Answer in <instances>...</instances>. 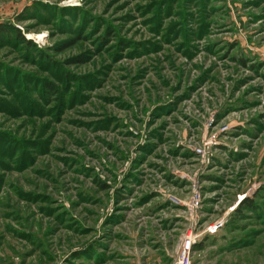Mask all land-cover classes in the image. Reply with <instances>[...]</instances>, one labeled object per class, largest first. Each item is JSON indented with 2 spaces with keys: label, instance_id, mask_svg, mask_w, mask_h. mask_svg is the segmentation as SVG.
I'll list each match as a JSON object with an SVG mask.
<instances>
[{
  "label": "rangeland",
  "instance_id": "374dc122",
  "mask_svg": "<svg viewBox=\"0 0 264 264\" xmlns=\"http://www.w3.org/2000/svg\"><path fill=\"white\" fill-rule=\"evenodd\" d=\"M0 264H264V0H0ZM44 37L41 39L40 37ZM240 213V216L238 214Z\"/></svg>",
  "mask_w": 264,
  "mask_h": 264
},
{
  "label": "built area",
  "instance_id": "2783aa9c",
  "mask_svg": "<svg viewBox=\"0 0 264 264\" xmlns=\"http://www.w3.org/2000/svg\"><path fill=\"white\" fill-rule=\"evenodd\" d=\"M202 205L203 196L198 189H195L187 212L189 227L177 242L172 264H193V254L196 247L201 244L206 237L217 235L228 224V217H231L240 206L239 204L234 207L225 218H222L214 225L202 230L201 217L199 216L203 208Z\"/></svg>",
  "mask_w": 264,
  "mask_h": 264
},
{
  "label": "trees",
  "instance_id": "16d2710c",
  "mask_svg": "<svg viewBox=\"0 0 264 264\" xmlns=\"http://www.w3.org/2000/svg\"><path fill=\"white\" fill-rule=\"evenodd\" d=\"M14 36L15 41L20 44L34 47V43L31 40H27L25 36H23L22 32L19 29H10L7 27L0 26V42H3L5 38L9 39V37ZM249 209L251 211H255L256 205L254 204L253 200H246L240 205L238 212H240L242 209ZM240 216V213L238 214Z\"/></svg>",
  "mask_w": 264,
  "mask_h": 264
},
{
  "label": "crops",
  "instance_id": "0c3cea01",
  "mask_svg": "<svg viewBox=\"0 0 264 264\" xmlns=\"http://www.w3.org/2000/svg\"><path fill=\"white\" fill-rule=\"evenodd\" d=\"M211 237H213V236H208V237H206L203 241L206 242V240H207L208 238H211ZM215 237H216V236H215ZM200 247H202V244H199L196 248H200Z\"/></svg>",
  "mask_w": 264,
  "mask_h": 264
},
{
  "label": "bare ground",
  "instance_id": "6f19581e",
  "mask_svg": "<svg viewBox=\"0 0 264 264\" xmlns=\"http://www.w3.org/2000/svg\"><path fill=\"white\" fill-rule=\"evenodd\" d=\"M41 39H43L44 37L42 36V37H40Z\"/></svg>",
  "mask_w": 264,
  "mask_h": 264
}]
</instances>
